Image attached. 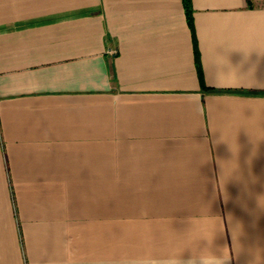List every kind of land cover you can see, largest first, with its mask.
I'll list each match as a JSON object with an SVG mask.
<instances>
[{
	"label": "crops",
	"instance_id": "obj_1",
	"mask_svg": "<svg viewBox=\"0 0 264 264\" xmlns=\"http://www.w3.org/2000/svg\"><path fill=\"white\" fill-rule=\"evenodd\" d=\"M190 5L0 0V264H264V3Z\"/></svg>",
	"mask_w": 264,
	"mask_h": 264
},
{
	"label": "trees",
	"instance_id": "obj_2",
	"mask_svg": "<svg viewBox=\"0 0 264 264\" xmlns=\"http://www.w3.org/2000/svg\"><path fill=\"white\" fill-rule=\"evenodd\" d=\"M183 1H184V9H185L187 22H188L189 27L193 31V27H192V8H191V5H190V0H183ZM196 58L198 60V55L196 56Z\"/></svg>",
	"mask_w": 264,
	"mask_h": 264
},
{
	"label": "clouds",
	"instance_id": "obj_3",
	"mask_svg": "<svg viewBox=\"0 0 264 264\" xmlns=\"http://www.w3.org/2000/svg\"><path fill=\"white\" fill-rule=\"evenodd\" d=\"M186 264H196V262H195L194 260H192V259H189V260L186 262Z\"/></svg>",
	"mask_w": 264,
	"mask_h": 264
},
{
	"label": "rangeland",
	"instance_id": "obj_4",
	"mask_svg": "<svg viewBox=\"0 0 264 264\" xmlns=\"http://www.w3.org/2000/svg\"><path fill=\"white\" fill-rule=\"evenodd\" d=\"M263 1V3H264V0H262Z\"/></svg>",
	"mask_w": 264,
	"mask_h": 264
}]
</instances>
